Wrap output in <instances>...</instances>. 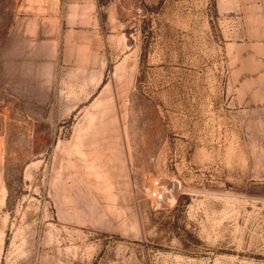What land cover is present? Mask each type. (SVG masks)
<instances>
[{"label":"rangeland","instance_id":"1","mask_svg":"<svg viewBox=\"0 0 264 264\" xmlns=\"http://www.w3.org/2000/svg\"><path fill=\"white\" fill-rule=\"evenodd\" d=\"M0 264H264V0H0Z\"/></svg>","mask_w":264,"mask_h":264},{"label":"built area","instance_id":"2","mask_svg":"<svg viewBox=\"0 0 264 264\" xmlns=\"http://www.w3.org/2000/svg\"><path fill=\"white\" fill-rule=\"evenodd\" d=\"M165 193L162 191L161 187L159 186V182L155 183V187L152 189L151 198L156 203H161L165 201Z\"/></svg>","mask_w":264,"mask_h":264}]
</instances>
